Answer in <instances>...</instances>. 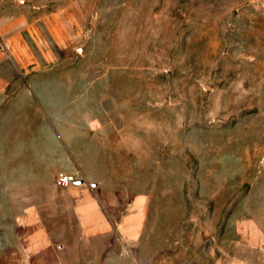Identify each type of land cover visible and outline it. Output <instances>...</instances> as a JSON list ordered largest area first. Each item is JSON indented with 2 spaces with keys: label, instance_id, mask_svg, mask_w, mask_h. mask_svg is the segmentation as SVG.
Instances as JSON below:
<instances>
[{
  "label": "rangeland",
  "instance_id": "374dc122",
  "mask_svg": "<svg viewBox=\"0 0 264 264\" xmlns=\"http://www.w3.org/2000/svg\"><path fill=\"white\" fill-rule=\"evenodd\" d=\"M92 142L143 152L159 198L64 264H264V0H0L2 235L64 202L53 167L97 174Z\"/></svg>",
  "mask_w": 264,
  "mask_h": 264
},
{
  "label": "crops",
  "instance_id": "0c3cea01",
  "mask_svg": "<svg viewBox=\"0 0 264 264\" xmlns=\"http://www.w3.org/2000/svg\"><path fill=\"white\" fill-rule=\"evenodd\" d=\"M71 140L75 142L76 138ZM98 143H91L95 147L91 154L80 152L83 161L90 162V166L94 164L95 175H87L75 162L76 168L71 164L66 170L59 169L60 152L68 142H59L56 154L49 151V161L50 158L57 161L54 172L74 175L76 180L64 188L63 203L49 200L31 204L15 219L22 222V229L9 230L3 235L0 232V264H64V255L74 254L71 249L79 239L97 238L110 232L114 225L125 239L139 237L149 199L159 198L155 170L137 149H128L120 167L111 165L113 159L102 160L98 155L102 150ZM74 147L79 149L75 144ZM77 169L84 173L82 181L76 177ZM111 199L114 200L109 202ZM37 206L42 212L47 209L56 226L45 224V218L38 216ZM61 222L65 226H60Z\"/></svg>",
  "mask_w": 264,
  "mask_h": 264
},
{
  "label": "built area",
  "instance_id": "2783aa9c",
  "mask_svg": "<svg viewBox=\"0 0 264 264\" xmlns=\"http://www.w3.org/2000/svg\"><path fill=\"white\" fill-rule=\"evenodd\" d=\"M76 179L71 175H64L61 174L59 176V183L62 185H69L72 184Z\"/></svg>",
  "mask_w": 264,
  "mask_h": 264
}]
</instances>
